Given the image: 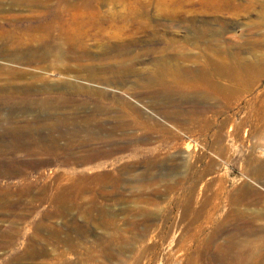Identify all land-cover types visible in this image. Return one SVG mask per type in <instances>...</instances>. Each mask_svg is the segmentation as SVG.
<instances>
[{"label": "rangeland", "instance_id": "374dc122", "mask_svg": "<svg viewBox=\"0 0 264 264\" xmlns=\"http://www.w3.org/2000/svg\"><path fill=\"white\" fill-rule=\"evenodd\" d=\"M0 57V127L11 115L42 118L40 126L50 115L59 144L68 136L114 148L86 163L42 151L0 154L10 173L4 184L34 187L16 214L0 208V264H185L192 252L180 247L184 230H201L205 248L214 229L240 222L236 206L212 190L188 211V144L216 157L215 175L232 194L264 181V0H0ZM175 111L205 127L185 132L169 118ZM124 119L132 126H120ZM154 149L159 159L148 164ZM177 181L185 183L168 193ZM71 184L81 193L54 216L49 198ZM250 206L264 228V198ZM229 227L219 242L234 233ZM257 246L264 257V237Z\"/></svg>", "mask_w": 264, "mask_h": 264}, {"label": "bare ground", "instance_id": "6f19581e", "mask_svg": "<svg viewBox=\"0 0 264 264\" xmlns=\"http://www.w3.org/2000/svg\"><path fill=\"white\" fill-rule=\"evenodd\" d=\"M19 57L20 56L14 57L13 58L14 60L9 59L8 61H15V60L19 61L21 59ZM0 59H5V58L0 57ZM209 76H211V75H209ZM46 103L49 104L48 102H46ZM167 105H168V107L177 106V104H173L170 102H168ZM207 110H205L204 108L203 109L200 108L199 113L204 112V111L207 112ZM191 112H192V110H191ZM196 112L194 114L195 116L198 115V112L197 113ZM173 113H174L173 115L169 116L170 120L172 122L176 123L177 125H179V127H183L185 132H191L193 130V128H195L196 126L200 127V128L205 127V125H199L198 121H195V119H193L191 117L192 114H190L189 111L185 112V113H184V111H175ZM192 113H194V110ZM44 118L46 119L47 122L44 124H41V126H40L39 123L42 122V120H43L42 118L38 119L36 117V118H33V120H27L25 123H21V121L17 115H11V116L7 117L4 120L6 122V124L2 125L0 127V137H1V139L4 138L3 140L0 139L1 140L0 141V154H5L8 152L10 153L9 150H11V153L12 152L18 153V152H24V151H29V152L42 151V152H50L51 154L55 155L56 160H58L60 162H64V163L83 162V163H86V162H88L92 159H95L97 157H100V156H103L106 154H110L114 150L113 147L108 148L106 145L99 146V147H96V146L88 147L86 145L87 142H84V143L72 142V141H70L71 138H69L68 136H65L68 139H70V140H68V142H66L67 143L66 145L59 144L58 143L59 138L62 136L56 135L54 130H53L54 123L52 121H50V119H52L53 117L50 115H47ZM124 121H125V119H124ZM1 123H2V120H0V124ZM132 123L133 122L119 121L120 126L130 127V126H132ZM179 127H178V129H179ZM44 130L45 131L51 130V131L45 132ZM162 130H163V128H162ZM172 130L166 129L168 136L170 135V137L172 136L175 138L178 137L176 132H174ZM59 133H60V131H59ZM62 138H64V136ZM213 142H214V144H216L217 141H213ZM213 146L215 147V145H213ZM212 147L210 144L209 148H211V149H209V150H212ZM216 148H217V146H216ZM78 149H82L84 151V152H82L83 155L76 156L75 151H79ZM135 152H138V150H135ZM193 152H191L190 145L188 144L186 154L182 155V160H183L182 165L187 168V171L191 175L190 176L191 181H189L190 183H189V186H188L187 192H186L187 197H188V199L187 198L186 199L189 202L186 205L187 208L190 209V206L193 204V202L196 201L195 199L199 200L200 196H202L203 194L212 190V192L214 193V196L222 195V197H223V199H225V201H230L232 205L236 206L233 211H232L233 208L230 210L233 212V216L232 215H230V216L236 218V220H238L240 222L239 223L235 222L236 224L232 227V226H230L231 224L228 225V222H226L227 221L226 220L225 222L227 224H225V226L227 225L228 227L230 226L231 228H233L231 230L234 231V233L229 234V236H227V238L224 241L219 242L218 239L220 238V236L224 232L228 233L229 231L226 230L228 227H223V226L217 227L207 237L208 238V245L205 248H202V245L200 244L204 238L201 234H198L201 230H199L198 233H196V230H184L183 235H182L180 242H179V243H181L180 247L183 246V248L185 250H187V251L191 250L190 252H192L190 257L187 256L185 258L186 262L184 261V263L185 264H262L264 257L261 254L257 253V249L259 248L258 247L259 245L257 246V243H258V241H260V239H262V237H264V234L262 235V232H263L262 230H264V228H261L259 226H255L256 224H255L254 218H249L250 217L249 212L250 211L253 212V209L249 208V207H251L250 205H252V204L257 205V204H260L262 202V198H264V181H262V184H259L260 187L244 184L236 190L235 194H232L231 191L226 189V187L224 186V182L222 180H219L218 177L215 175L216 166L218 164L216 157H214L212 155H208L205 152L204 153H201V152L200 153H198V152L193 153ZM214 153H215V155H221V152H217V151L215 152L214 151ZM149 154L153 155V157H151L148 160V164L152 163L154 165L157 161V158H158V154L156 152V149L151 150ZM199 162H201V163H199ZM15 170L13 172H16ZM8 171L9 170H7V172H4L3 170L0 169V208L8 210L10 212H13V214H16V212L18 211V208H19V204H20L19 200L26 197V196H29L34 187H33V184L31 182L29 183V185H28V183L26 185L24 183V186H22L20 188H15V189L7 183L4 184L2 179L10 176V173ZM10 172L13 173L12 171H10ZM17 172L20 175L21 174L26 175V173L28 171L25 170L24 168L23 169L18 168ZM188 172H186V173H188ZM260 173H262V172H260ZM101 175L104 176V174H101ZM101 175H98V176H101ZM105 176L110 177L111 175L106 174ZM119 179H121L120 175L117 176V179H115L114 187L119 186V184H120ZM80 182H78V183H80ZM180 182H182L183 184L185 183V181H179V182L177 181L174 184H168L166 186V191L168 193L169 192H172V193L175 192L176 193L177 188L179 186H182V185H179ZM68 183H69V181H68ZM216 185H219L220 188H218L217 190L214 191L213 188ZM81 188H83L82 185L77 186V184H71V185H68L66 188H63L59 195H57V196L52 195V197L49 198V200L56 202V205H55L56 209L54 212V216H58V215L65 213L66 207L64 206V203L68 199V197H69L68 195H70L71 193H76L77 195H79L81 193V190H82ZM56 189H57V187H56ZM41 190H42V188H41ZM42 192L46 194L47 188L46 187L43 188ZM159 192H161L159 189H153V194L159 193ZM123 197H125V196L121 195L120 197H117V198L119 200L120 199L125 200ZM41 198L44 200L46 197L44 196ZM192 199H194V201ZM43 200H41V201H43ZM49 200H47V201L49 202ZM123 200H121V201H123ZM53 204H51V205H53ZM55 206H52V208ZM188 211H191V209ZM48 213H49V211H48ZM51 214H53V212ZM229 214H232V213H229ZM247 214L249 216H247ZM232 221H233V219H232ZM221 225H222V223H221ZM218 226H219V224H218ZM0 228H2V226H0ZM0 231H2V230H0ZM79 231L82 233L88 232V230H79ZM167 232H168L167 230H162V233L165 236H167L166 235ZM5 233H6V230H5ZM138 233L143 237H147V236H149V234L151 235L152 233H154V231L153 230H139ZM229 233H231V232H229ZM11 234H13V232ZM16 234H18V233H16ZM244 234H246V237ZM254 235L257 238L251 239L250 236H254ZM152 236H154V235H152ZM3 238H5V237H3ZM11 238H13V236ZM7 239H8V237H7ZM13 241H14V239H13ZM187 242H189V243L192 242V243H191V245L186 247ZM0 243H2V242L0 241ZM6 243H4V244H6ZM9 245H11V244H9ZM193 254H195V257ZM108 256L114 257L111 252H108ZM120 257H121L120 253H117V258H119V260H120ZM199 260L201 261V263Z\"/></svg>", "mask_w": 264, "mask_h": 264}]
</instances>
